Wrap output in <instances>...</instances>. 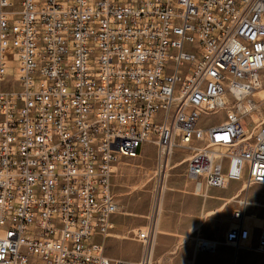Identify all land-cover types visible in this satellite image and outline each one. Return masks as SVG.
<instances>
[{
    "label": "built area",
    "instance_id": "obj_1",
    "mask_svg": "<svg viewBox=\"0 0 264 264\" xmlns=\"http://www.w3.org/2000/svg\"><path fill=\"white\" fill-rule=\"evenodd\" d=\"M262 87L264 0H0V264H154L159 195L137 262L103 242L119 162L146 142L164 176L191 150L199 194L241 182L225 243L264 253L241 195L264 185Z\"/></svg>",
    "mask_w": 264,
    "mask_h": 264
},
{
    "label": "rangeland",
    "instance_id": "obj_2",
    "mask_svg": "<svg viewBox=\"0 0 264 264\" xmlns=\"http://www.w3.org/2000/svg\"><path fill=\"white\" fill-rule=\"evenodd\" d=\"M226 111H218L216 113L204 116V120L208 124L220 123L225 118ZM257 120L264 116V107L256 113ZM145 144V143H144ZM144 154L140 157H122L118 165V172L115 177L118 179V188L121 189V201L124 212L128 221L132 224L147 225V217L154 208L156 195L161 196L159 227L162 215L178 216L180 209L176 207L165 206L169 199L166 195V190L171 186L170 181L177 180L180 177L187 176V161L192 154L189 149L179 148L174 151L170 161V166L167 168L165 176L163 172L157 174V148L154 144L149 143L144 147ZM183 159H185L183 161ZM183 161L182 163H179ZM153 171L151 174L148 171ZM143 185H146L142 187ZM164 185V186H163ZM241 182L233 181L231 191L241 187ZM242 196H246L250 201H258V204L249 206L250 211H258L264 217V185H255L249 187L248 190L242 192ZM174 199V198H172ZM236 202L231 200L226 206L225 213H216L213 216H208L206 220H210L215 229L212 232H207L202 229L189 237L183 238L180 244L170 247V250H163V243L160 241V232L157 236V241L154 247V264H176L175 259L181 250L192 252V256L198 255L194 264H264V253L255 252L250 249H237L234 246L225 243V235L233 224L231 212L236 207ZM129 213V214H128ZM227 220L225 232L219 234L217 229L224 220ZM204 221V222H205ZM205 226L211 223L205 222ZM198 227V225H197ZM136 231V230H135ZM134 230L129 234L134 238ZM209 235V236H208ZM212 240L218 242V248L214 251H205L200 247L203 240ZM120 253L126 258H134L139 250V245L134 241H125L120 247ZM165 260V261H164Z\"/></svg>",
    "mask_w": 264,
    "mask_h": 264
},
{
    "label": "crops",
    "instance_id": "obj_3",
    "mask_svg": "<svg viewBox=\"0 0 264 264\" xmlns=\"http://www.w3.org/2000/svg\"><path fill=\"white\" fill-rule=\"evenodd\" d=\"M150 142H146L144 147ZM177 150V149H176ZM144 148H141V154H144ZM185 159H183L184 161ZM183 161L179 162L182 163ZM118 179L113 178V192L116 195V200L119 203L120 210L111 217L113 228L110 230V235L103 239L105 244L106 254L114 260H123L128 262H137L141 255L143 246L140 242L136 241L131 235L133 230L143 228V224H132L128 221L124 212L121 211L123 207L121 201V189L118 188ZM171 186L166 190V195L169 198L165 206L176 207L180 209L179 215L173 214V216L165 215L161 218L160 222V241L163 243V250H170L173 247L182 242L183 238L199 232L204 229L207 232H212L215 227L210 220H206L207 223H211L205 226V222L201 225V228L197 229V225L201 223L204 214L211 213L209 216H213L216 213H225L226 206L232 198L239 193L240 187L231 191L232 182H230L224 188H209L204 194H199L195 191V182L185 177H180L177 180L170 181ZM248 190L245 188L244 190ZM174 198V199H172ZM252 204H258V201H251ZM257 214H261L258 211H253ZM233 224L235 220L232 218ZM227 220L225 219L222 224L219 225L217 231L219 234L225 232ZM231 225V226H232ZM231 228V227H230ZM229 228V230H230ZM228 230V231H229ZM209 236V235H208ZM102 239V238H101ZM134 241L139 245V250L134 258H126L120 252V247L125 241ZM211 240V239H210ZM214 240V239H212ZM218 248V242L216 244L214 252ZM257 253V251H255ZM198 255L192 256V252L181 250L179 255L175 259L176 264H194ZM165 261V260H164Z\"/></svg>",
    "mask_w": 264,
    "mask_h": 264
},
{
    "label": "bare ground",
    "instance_id": "obj_4",
    "mask_svg": "<svg viewBox=\"0 0 264 264\" xmlns=\"http://www.w3.org/2000/svg\"><path fill=\"white\" fill-rule=\"evenodd\" d=\"M255 96L259 99V100H263L264 99V87H262L257 93H255ZM255 118L257 119V115H255ZM153 171H148V173H152ZM146 185H143L142 187H144ZM164 186V185H163ZM129 214V213H128ZM211 213H206L204 214L203 218H202V221L200 224H198V227L197 229L201 228V225L204 223L205 219L210 215ZM160 219V218H159ZM235 220V223L234 225L231 226L230 230L229 231H235L237 228H238V225H239V218H233ZM158 225H159V222H158ZM158 232H160V227L158 226ZM210 244L211 246L213 247H216V244L217 242L216 241H213V240H203L201 242V244ZM214 249H212L211 251H213Z\"/></svg>",
    "mask_w": 264,
    "mask_h": 264
}]
</instances>
